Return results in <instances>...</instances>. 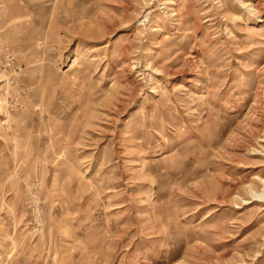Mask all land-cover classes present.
<instances>
[{
  "label": "rangeland",
  "instance_id": "1",
  "mask_svg": "<svg viewBox=\"0 0 264 264\" xmlns=\"http://www.w3.org/2000/svg\"><path fill=\"white\" fill-rule=\"evenodd\" d=\"M242 3L0 0V264H264Z\"/></svg>",
  "mask_w": 264,
  "mask_h": 264
},
{
  "label": "bare ground",
  "instance_id": "2",
  "mask_svg": "<svg viewBox=\"0 0 264 264\" xmlns=\"http://www.w3.org/2000/svg\"><path fill=\"white\" fill-rule=\"evenodd\" d=\"M264 4V3H263ZM242 5L244 6V8L243 9H246L247 10V12H248V14L249 15H256V14H263V12L257 7V8H255V7H252L250 4H245V3H242ZM245 10V11H246ZM263 17H264V14H263ZM263 23H264V20L262 21ZM262 133H263V137L261 138V142H264V131H262ZM261 150L264 152V146L263 147H261ZM263 183V185H264V181L262 182ZM261 191V190H260ZM250 192L254 195V196H257V197H261L264 193H262V194H258V193H255V192H253L252 190H250ZM263 192H264V187H263ZM262 198V197H261ZM263 200V199H262Z\"/></svg>",
  "mask_w": 264,
  "mask_h": 264
}]
</instances>
